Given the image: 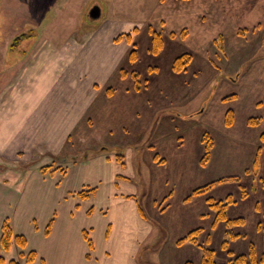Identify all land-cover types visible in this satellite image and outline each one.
<instances>
[{
  "label": "rangeland",
  "instance_id": "374dc122",
  "mask_svg": "<svg viewBox=\"0 0 264 264\" xmlns=\"http://www.w3.org/2000/svg\"><path fill=\"white\" fill-rule=\"evenodd\" d=\"M262 1L0 0V173L10 172L12 167L38 163L41 165L39 167L49 166V170L63 168L69 161L78 163L102 150L128 158L130 143H125L126 140L147 141L150 139L148 137L154 136L157 123H163L166 117H170L172 121L169 124L173 125V130L185 134L186 161L183 168L186 177L193 173L188 169L187 157L197 128L205 126L217 151L226 147L220 149V144L227 139L221 133L230 130L221 123V112L225 107L231 106L238 113L236 124L230 132L233 139L243 133L239 124L246 116L261 114V126L264 128V65L258 67L253 61L240 65V61H235L240 52L235 54L231 50L236 38L228 34L232 23L240 20L244 13H251L250 10L258 2L261 5L257 12L264 14ZM93 5L101 9L100 16L95 20L88 18V11ZM212 15H215V24H212ZM228 18L231 19L227 21ZM105 19L109 26L103 25L96 32ZM226 21V26L219 27V22L223 24ZM149 27L152 31L161 32L164 39L163 47L156 54L150 52ZM134 28L137 29L135 33ZM182 29L187 32L184 38L179 35L170 38L171 31L179 33ZM233 30H237L234 34L243 45L240 51L243 50L244 56L250 53L249 56L264 57L263 22L243 25L234 23ZM126 32L134 34L132 43L126 45L124 38L115 42L118 34ZM251 44L254 48L244 50ZM133 47L136 59L132 62L129 61V55ZM123 49H127L126 52ZM183 52L192 55L188 70L173 72L171 57ZM149 66L156 67V70L149 71ZM121 70H125L124 76H121ZM132 71L139 73L136 77L139 92L134 91L135 77L131 75ZM109 89L115 93L132 91L130 105L119 116L98 119L94 115L97 103L98 108L106 101L107 107V103L113 101L108 100V96L113 95L108 94ZM177 89L181 91L178 96L175 95ZM159 91L163 92L164 109L156 114L148 131L144 128L148 116L144 100L148 99V93ZM230 94L236 95L238 100L220 99ZM90 99L91 106L87 114L92 122H88L85 115L83 121L72 126L70 118L76 119L81 105ZM256 99L261 102L258 107L253 104ZM154 101L155 98L149 101L151 107H154ZM119 106L117 104L115 109L111 106L108 108L118 113ZM134 112L137 116H133ZM46 121L53 126L60 124V130L44 128ZM123 125H126L127 132L119 128ZM60 133L65 134V137L58 138ZM239 146L231 144L228 160L223 161L220 167L215 168L216 161L213 165L208 161L205 169L202 167L199 170L207 173V168L211 166L215 168V173L232 169L238 164L236 155L232 154L236 153ZM242 152L239 149L236 154ZM263 153L264 150L259 153L257 167L252 165L247 174L253 175L252 187L257 185V191L251 187L248 176L243 175L239 169L221 173L217 178L237 176L238 180L217 183L208 191L213 196H224L229 192L236 200L239 188L247 192L244 201L239 200L237 206L227 210V214H232L233 210H242L243 224L231 227L224 226L223 222H218L214 227L203 224L198 243L214 250L217 264H229L231 257L247 253V245L250 243H253L258 258L264 253L261 228L264 223V190L260 189L264 180ZM223 154L217 155L216 160H221ZM75 174L67 179L71 184H66L74 190L72 201L81 198L78 195L80 190L95 189L96 184L93 178H76ZM18 180L13 182L9 192L18 188ZM134 180L138 190L135 199L142 204L146 216H151L150 210L146 209L149 204H146L147 200L142 195V184L139 179ZM95 196L79 201L82 205L86 203V206H90L95 203ZM255 200L260 203L259 213L247 210V206ZM242 205L245 208L242 209ZM230 233L238 236L232 237ZM152 237L151 233L146 242ZM225 239L227 244L223 248L221 243ZM192 247L191 250L182 248V255L169 253L173 263L190 260L198 264L200 250L199 257H194L192 251H197V248ZM158 256L147 249L140 252L137 262L162 264Z\"/></svg>",
  "mask_w": 264,
  "mask_h": 264
},
{
  "label": "crops",
  "instance_id": "0c3cea01",
  "mask_svg": "<svg viewBox=\"0 0 264 264\" xmlns=\"http://www.w3.org/2000/svg\"><path fill=\"white\" fill-rule=\"evenodd\" d=\"M259 2L250 10L251 13H244L240 20L233 22L230 32H228L236 38L234 39L235 45L231 50H234L235 54L240 52L236 55V59L234 58L235 61H240V65L247 62L251 63V61L258 67L264 65V57L249 56L250 53L244 56L243 50L240 51L243 45L239 37L234 34L237 30H233L234 23L241 25L264 23V18H262L264 14L257 12L263 1ZM196 18L199 19L198 16ZM210 18H212V24H215V15ZM229 19L231 18H228L227 21ZM227 21L223 24L219 22V27L226 26ZM198 24L202 25L201 23ZM103 25L109 26L108 20L102 21L96 32L98 29L103 28ZM111 34H114V32H111ZM133 36L134 34H131V39ZM124 43L128 44L125 38ZM250 47L254 48L251 44L244 50H249ZM221 48L223 50L222 45ZM126 50L123 49L125 52ZM230 54L232 55V52ZM176 56L173 55L171 58L174 59ZM187 68L186 70H188ZM134 91L139 92V90ZM131 92H125L124 90L118 93L113 92V95L108 96V100H113L110 101L112 103L119 101L117 103L120 104L118 113L108 108L111 106L115 109L114 107L117 104L108 102L106 107L105 101L98 108L99 103H97L95 109V113L96 111L97 113H94V115H97L98 119H111L123 114L130 105ZM175 93L178 96L181 91L177 89ZM147 98L144 100V106L146 110L148 109L144 128L149 131L148 127L156 119V114L164 109L163 92H150ZM154 98L155 105L151 107L150 103ZM220 99L224 101L223 97ZM234 99L238 100V97L235 95L230 101ZM253 104L258 107L261 102L256 99ZM90 106L91 99L81 105L77 118L74 120L70 118L72 122L69 123L73 126L83 121L85 115L88 122H92L87 114ZM175 108L178 110V107ZM179 109L181 110V108ZM228 109H231L234 113L233 123L230 126L225 125V113ZM237 114L235 108L231 106L222 110L221 123L230 130L221 133L227 139L223 141V144H220V149L223 146L226 147L217 151L216 145L213 144L208 163L212 162L213 165L216 161L217 166L214 164L215 168L220 167L223 161L228 160V148L232 143L239 144V149L243 152L236 154L238 149L236 153L232 154L236 155L238 160L235 167L219 173H215V168H212V166L207 168V173L199 170L206 167V164L205 167L200 164L204 148L202 136L204 133H208L205 126H202L195 131L191 150L188 149L187 165L189 164L188 169L193 173L185 177L183 168L186 161L185 134L183 135V132L177 129L176 131L173 130V125L169 124L172 121L170 117H166L163 123L158 122L159 120L158 123L156 122L157 127L154 128V136L148 137L150 139H147V141L126 140L125 143H130L128 158L122 155L121 162L116 160L117 154L111 155L109 152L102 150L94 155L87 156L78 163L69 161L63 167L64 169L60 167L43 173L40 170L41 167H39L41 165L38 163V165L30 164L26 167L23 165L12 167L10 172L0 173V236L1 226L6 219L13 235H23L26 241L24 248L13 241L7 251L1 250L2 261H0V264H8L10 260H17L19 264H138L137 258L140 252L147 249L159 255L162 264H186L188 261L193 264L190 260L173 263L169 253L182 255V248L191 250L190 248H194L192 246H196L197 251H192V255L198 258L200 248L197 244L186 242L178 245L176 241L191 230L201 228L203 231V224L214 227L215 212L210 208L207 198L220 200L231 194L228 192L224 196H213V194L208 193L209 189L205 193L188 200H185L186 197L195 187L217 179L221 173L237 171L235 169H239L238 171L243 175L248 176L247 180L250 181L252 187L253 175L247 174L252 168L257 153L259 163V153L264 150V147L260 149V135L264 132V128L261 126L262 115H257L260 117V122L255 126H250L247 123L248 117L253 115L244 117L239 124V128L243 133L233 139L230 132L236 124V119H238ZM134 115H136L135 112ZM44 123L43 127L48 130H60V124L53 126L49 121ZM126 125L119 128L126 131ZM64 135L60 133L57 137L62 138L65 137ZM140 146L142 148H139ZM220 154H223L220 157L221 160H216L217 155ZM75 164H79V166ZM55 167H58V165ZM60 169L64 171L61 172ZM74 173H76V178L86 176L96 180L95 190L85 198L88 200L92 195H96L94 204L86 206V203H83L82 205L79 201L82 198L79 199L78 197L76 200H71L74 190H71L70 185L66 184H71L67 179L72 178ZM17 178H19L16 181L18 188L13 192H9L12 188L11 185ZM135 178L139 179L142 184V195L147 200L146 204H149L146 209L150 210L152 218L146 216L142 204L135 199L134 195L138 192L132 181ZM256 186L252 188H256ZM260 186V189L264 190L262 184ZM245 193L247 195L246 190ZM246 198V196L242 197V189L239 188L238 199L236 200L232 196L234 202L228 205L226 214L230 207L237 206L239 200L244 201ZM241 208H245V205H242ZM247 210L259 213L261 210L259 200L251 201L247 206ZM242 213H244L242 210H233L232 214H227V218L242 217ZM262 216H264V210ZM48 225L49 230L47 232ZM256 225L258 227V224ZM224 226H226L225 223ZM151 233L152 239L146 242ZM200 234L201 232L198 236ZM162 242H164L163 246L161 245ZM247 247L249 248V245ZM30 251H33L35 256L31 262H27L26 255ZM21 253L23 256H21ZM198 264H200V260Z\"/></svg>",
  "mask_w": 264,
  "mask_h": 264
},
{
  "label": "trees",
  "instance_id": "16d2710c",
  "mask_svg": "<svg viewBox=\"0 0 264 264\" xmlns=\"http://www.w3.org/2000/svg\"><path fill=\"white\" fill-rule=\"evenodd\" d=\"M149 32L151 33V46H150V52L153 54H156L162 47H163V36L161 32L158 31H152L151 28L149 27ZM137 29L134 28L133 32H136ZM187 34V32L185 30H181L179 33H175L173 31H171L169 33L170 38H176L177 35L180 36V38H184L185 35ZM122 38H125V40L128 43H131L132 39H131V33L126 32V33H120L115 37V42L120 41ZM133 46H135L133 44ZM136 59V51L133 47V49L130 51V55H129V61H135ZM192 60V55L190 53L187 52H183L181 54H179L178 56H176L173 60H172V65H171V69L173 72L176 73H180L182 71H185L187 66L189 65V63ZM149 71H154L156 70V67L153 66H149L148 67ZM125 70H121V76L125 75ZM139 73H137L136 71H132L131 75L133 77H135V84H134V88L135 90H139V82L138 80H136V77L138 76ZM108 94H112V89H109ZM235 97L234 94H230L227 95L223 98L224 101H228L231 100ZM233 118H234V113L231 109H228L225 113V125L230 126L233 123ZM260 122V117L259 116H250L247 119V123L250 126H255L257 124H259ZM260 140H261V148L264 147V132L261 133L260 135ZM202 141L204 143V148H203V155L200 159V164L202 166H204L210 158V154H211V149L213 147V140L212 138L207 134L204 133L202 136ZM259 149V150H260ZM116 160L118 161H122V154H117L116 155ZM258 164V153L257 156L255 157V161L253 162L254 167H257ZM41 172H47L49 170V166H42L41 167ZM64 170L62 169V172ZM239 178L237 176H228V177H224V178H220L208 183H205L203 185H199L197 187H195L191 193L186 197L185 200H188L194 196H197L199 194H203L206 191H208L209 189H211L215 184L223 182V181H232V180H238ZM262 186L264 187V180L262 181ZM95 189L94 188H90L87 190H80L78 192V195L81 196V198H87L90 194L93 193ZM245 190L242 189V197H245ZM207 201L209 203V206L211 209L214 210L215 212V218L213 221V226H215L216 223L218 222H224L226 226L231 227L232 225H237V224H243L244 223V219L242 217H237V218H227V214H226V209L228 207L229 204L233 203V199L231 195H227L224 199H220V200H215L213 198H207ZM50 225V224H49ZM49 225L47 227V232L49 230ZM260 225L258 224V227ZM262 230H263V235H264V223L262 225ZM202 231L201 228H197L194 230H191L190 232H188L187 234H185L183 237L179 238L176 243L178 245H181L183 243L186 242H190L193 244H197L201 250V258H200V264H217L215 259H214V250L210 247H208L207 245H202L198 243V234ZM230 235L232 237H237L238 234H234V233H230ZM86 236V233H85ZM208 239V238H207ZM13 241L20 246L21 248L25 247V237L23 235H13L12 229L9 225V222L5 219L3 221V224L1 226V236H0V251L4 250L7 251L11 244L13 243ZM208 241V240H207ZM226 244H227V240H223L221 243V246L223 248H226ZM228 254H230V252H228ZM21 256H23V254L21 253ZM35 253L33 251H30L27 253L26 255V261L27 262H31L34 259ZM0 261H2V258L0 256ZM264 263V253L260 256V258H258L256 256L255 253V247L253 245V243L249 244V248H248V252L247 253H241V254H236L235 256L231 257L229 259V264H263ZM8 264H19V261L17 260H10ZM186 264H191L190 262H187Z\"/></svg>",
  "mask_w": 264,
  "mask_h": 264
},
{
  "label": "water",
  "instance_id": "95a60500",
  "mask_svg": "<svg viewBox=\"0 0 264 264\" xmlns=\"http://www.w3.org/2000/svg\"><path fill=\"white\" fill-rule=\"evenodd\" d=\"M100 13L101 9L98 5H93L88 11L89 16L93 19L98 18L100 16Z\"/></svg>",
  "mask_w": 264,
  "mask_h": 264
},
{
  "label": "flooded vegetation",
  "instance_id": "af4514ba",
  "mask_svg": "<svg viewBox=\"0 0 264 264\" xmlns=\"http://www.w3.org/2000/svg\"><path fill=\"white\" fill-rule=\"evenodd\" d=\"M88 18H90L89 14H88ZM91 19H93V18H91ZM93 20H95V19H93Z\"/></svg>",
  "mask_w": 264,
  "mask_h": 264
}]
</instances>
